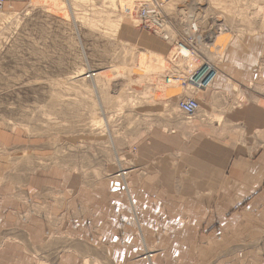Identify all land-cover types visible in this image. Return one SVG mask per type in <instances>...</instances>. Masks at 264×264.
I'll return each mask as SVG.
<instances>
[{
	"label": "rangeland",
	"instance_id": "374dc122",
	"mask_svg": "<svg viewBox=\"0 0 264 264\" xmlns=\"http://www.w3.org/2000/svg\"><path fill=\"white\" fill-rule=\"evenodd\" d=\"M33 1L0 4V264H264V191L188 178L184 146L222 117L166 80L263 44L264 0L166 1L193 57L135 40L150 0Z\"/></svg>",
	"mask_w": 264,
	"mask_h": 264
},
{
	"label": "crops",
	"instance_id": "0c3cea01",
	"mask_svg": "<svg viewBox=\"0 0 264 264\" xmlns=\"http://www.w3.org/2000/svg\"><path fill=\"white\" fill-rule=\"evenodd\" d=\"M150 33L135 29L133 35L147 51L160 55L174 51L155 34L154 38H149L152 37ZM250 42L253 44L246 49L239 42L228 44L224 63L218 67L219 74L216 73L198 93L207 114L221 116V123L216 120L207 131L193 135L190 151L188 143L184 146L188 178L221 180L226 174L237 185L236 191H264V91H260L264 89V43L255 39ZM226 77L232 83L226 81ZM233 83L249 84L246 98L236 94ZM171 87L175 90L165 91L168 99L179 94L175 86Z\"/></svg>",
	"mask_w": 264,
	"mask_h": 264
},
{
	"label": "built area",
	"instance_id": "2783aa9c",
	"mask_svg": "<svg viewBox=\"0 0 264 264\" xmlns=\"http://www.w3.org/2000/svg\"><path fill=\"white\" fill-rule=\"evenodd\" d=\"M6 1H15V0H0V4ZM168 0H150L149 3L143 4L139 7L137 16V23L140 28L149 30L155 33L165 41H169L172 44V49L181 52L184 57L188 54V57H193L198 55L199 49L197 48L196 42L199 38V41L202 40V35L198 34L196 37H189V39H184L182 41L177 40L169 29H166L167 20L163 14L164 3ZM191 29L196 35L198 32V27L193 25ZM186 52V54H185ZM215 66L210 61H205L200 68L194 69L189 74L183 75H172L167 76L166 80L168 83L174 81L182 82L185 85L189 95L180 98L178 101V108L186 115H194L200 108L198 100L192 95V91L200 88L202 85H205L211 78L215 75ZM213 74V75H212ZM209 79V80H208Z\"/></svg>",
	"mask_w": 264,
	"mask_h": 264
},
{
	"label": "bare ground",
	"instance_id": "6f19581e",
	"mask_svg": "<svg viewBox=\"0 0 264 264\" xmlns=\"http://www.w3.org/2000/svg\"><path fill=\"white\" fill-rule=\"evenodd\" d=\"M44 1H45V2H48V0H34L33 2H35V4H41V3L44 2ZM53 1H54V2H53ZM170 1L173 2L174 0H169V2H170ZM49 2H50V1H49ZM49 2H48V3H49ZM169 2H168V4H169ZM236 2H237V1H236ZM51 3L54 4V3H55V0H52ZM109 3H110V2H109ZM113 3H114V1H113ZM173 3H174V2H173ZM104 5H105V4H104ZM114 5H115V4H114ZM170 5H171V4H169V6H170ZM108 6H109V5H108ZM172 6H173V5H172ZM170 7H171V6H170ZM114 8H115V7H114ZM172 8H174V7H172ZM110 21H111V20H110ZM106 23H107V21H106ZM110 23H112V22H110ZM107 24H109V22H108ZM111 25H112L113 27H115L114 24H111ZM115 25H116V24H115ZM119 25H120V23H119ZM191 26L194 27L193 25H191ZM195 26H196V25H195ZM110 28H111V27H110ZM220 48H221V47H220ZM185 54H186V52H185ZM158 55H159V54H158ZM144 58H145V57H144ZM81 75H83V74H81ZM170 88H171V87H170Z\"/></svg>",
	"mask_w": 264,
	"mask_h": 264
}]
</instances>
